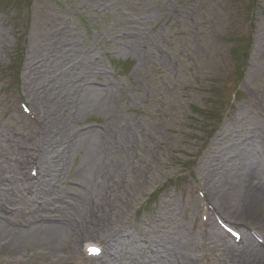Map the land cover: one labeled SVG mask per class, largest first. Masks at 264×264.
Masks as SVG:
<instances>
[{"label": "rangeland", "instance_id": "rangeland-1", "mask_svg": "<svg viewBox=\"0 0 264 264\" xmlns=\"http://www.w3.org/2000/svg\"><path fill=\"white\" fill-rule=\"evenodd\" d=\"M24 3L27 16L19 9ZM262 29L264 0H0V140L8 142L6 138L10 137L18 151L19 146L25 149V143L30 145L41 136L31 132L30 121L17 110L21 100L33 114L37 111L43 114V103L34 101L25 91L27 57L37 42L44 40L51 44L65 32L64 39L71 37L76 44V52L71 53L65 41L66 54L76 62L92 61L100 67L99 73L89 76V82L80 83L83 89L96 88L91 91L93 106L85 104L87 109L80 111L85 101L77 99L74 89L63 96L73 110L71 113L76 109L74 104L78 105L75 116L64 115L70 130L81 134L90 128L104 130L107 121L103 112L116 110L119 117L113 123L125 126L126 131L132 128L137 150L147 148L149 163L139 170L143 184L132 201L129 224L119 233L124 237L134 223L148 226V235L152 237L161 231L168 235L169 241L176 242L184 239L183 234L167 231L182 230L186 237L191 238L194 232L198 239L197 211L194 210L193 216L189 208L179 206L193 195L194 185L209 188L207 180L201 179L208 176L206 168L211 157L207 159V151L226 148L230 129L236 132L247 127L253 119L251 115L255 116L254 102L262 91L257 66L264 47ZM85 71L77 70V79L85 76L82 73ZM107 87L111 90H98ZM68 96L75 101L70 103ZM241 106L244 109L249 106V111H240ZM37 124L38 121L32 125ZM225 127L229 130L222 136L219 131ZM80 148L79 145L57 179L59 172L54 171V177L51 176L55 178V186H60L59 177L65 182L57 196L64 189L69 196L73 192L74 183L70 181L77 175ZM29 186L21 189L22 194ZM206 193L209 197L208 190ZM164 199L177 209L171 213L166 209L171 205L162 206L160 213L166 209L167 219L161 225L157 217L151 225L149 217L157 216ZM33 203V207H22V211L16 202L1 206L2 210L14 213L15 216L8 215L10 221L22 220L18 216L21 211V217L41 224L40 217L46 213H35L34 207L42 205L43 200L34 199ZM53 205L55 202L48 199L46 210ZM258 208L264 215V197ZM222 218L235 220L223 215ZM247 227L258 231L252 225ZM4 235L0 237L2 247ZM85 240L105 245L108 239L80 238L77 248L83 258L81 263L94 264L97 260L82 253ZM199 244L197 241L193 245L196 259L185 258L188 264H239L237 259L226 257V246L211 250L210 246L204 248ZM65 250L60 245L26 241L16 250L5 252L1 248L0 264H73L76 255L72 258ZM116 255L127 263L138 257L127 247ZM158 262L171 264L154 256L149 264ZM255 262L264 264V256L257 254Z\"/></svg>", "mask_w": 264, "mask_h": 264}, {"label": "bare ground", "instance_id": "bare-ground-1", "mask_svg": "<svg viewBox=\"0 0 264 264\" xmlns=\"http://www.w3.org/2000/svg\"><path fill=\"white\" fill-rule=\"evenodd\" d=\"M261 32L264 35V29ZM65 36L66 33L62 32L56 36L57 41L51 44L44 40L37 42L29 52V58L27 57L24 71L25 91L34 101H41L44 106L43 111L41 110L42 115L37 111L38 124L28 125L35 136L36 134L41 136L30 145L25 143L23 145L25 149L19 146L18 151L10 137L6 138L8 142L0 140V237L4 234L6 237L3 242L5 247L0 245V249L3 248L5 252L12 251L26 241L38 240L51 246H62L68 254H72V258L76 255L73 264H82L83 258L77 248L80 238L104 236L108 239L107 250L118 252L127 247L128 251L137 252L135 262L139 264H149L153 256L165 258L171 264H180L182 261L188 264L185 258L195 259L193 245L198 239L194 232L189 238L182 230L167 231L177 235L183 234L184 239L176 242L169 241L168 235L161 231L158 233L156 231L157 235L153 237L148 235V226L140 229L143 233L142 238L137 234L129 239L118 236L119 230L129 224L132 201L137 195L138 188L143 184L139 170L149 163L145 154L147 148L142 149V146L137 150L139 148L135 146L132 128L126 131L125 126L113 123L119 117L116 110L112 112L101 110L106 101L100 110L107 121V128L99 131L90 128L82 134L70 130L64 115L68 113L75 116L78 105L74 104L76 109L74 114L71 113L73 110L63 96L66 97L65 94L74 89L77 99L85 101L80 111L87 109L85 104L93 106L91 91L96 88L83 89L80 88V83L84 80L89 82L91 80L89 76L93 77L99 73L100 67L92 61L84 64L83 61L76 62L71 59V55L66 54V48L70 46L69 52H76V44L71 37L64 39ZM65 41H68L66 47L63 44ZM262 41L264 44V40ZM260 53L261 61H258L257 66L258 76L262 80V91L259 94L260 98L257 99L258 103L254 102V106L257 107L254 111L255 116L251 115L253 119L246 124L247 127L236 132L230 129V143L226 148L207 151V159L211 157L206 168L208 176L204 175L201 179L207 180L210 184L206 190L213 198V205L223 216L235 218L231 220L234 224L256 227L264 238V215L258 208V202L264 197V47ZM80 69L86 70L82 72L85 76L77 79L76 71ZM43 82L45 84L41 86ZM106 89L111 90L110 87L98 90L104 92ZM68 98L70 103L75 101L73 97ZM36 107L38 108V105ZM238 109L249 111V106L245 109L241 106ZM226 130L229 128H222L219 133L222 136L227 135ZM79 145L82 148L81 160L75 173L77 175L70 181L74 183L73 192L69 196L64 189L62 194L57 196L58 189L63 187L65 182L59 177L61 183L56 188L53 185L55 178L53 180L51 176L54 177V171L55 174L65 171ZM32 153L38 157L27 159ZM31 162L39 169V176L35 180H27L26 168ZM61 167H64V170H58ZM26 184L30 185L29 187L41 184L42 190L41 187L37 188L32 197L25 196L21 189H24ZM34 199L44 201L41 206L34 207L35 213L40 211L46 213L44 217H40L41 224L21 217L20 211L18 216L22 221L17 227L10 221L5 209L2 210L1 205L5 206V203L11 202L33 207ZM48 199L55 202L56 206L51 210H41V207L46 209ZM164 205H171V201L167 202L164 199L156 212L157 216L152 219L149 217V222L159 217L158 223L163 225L164 219H167L165 210L172 213L177 209L176 207L173 209L171 205L160 213ZM184 206L189 208L194 216V210L199 207L198 198L187 197L185 205L181 204L179 207ZM158 223L154 226H158L156 225ZM217 233L218 231L214 230L209 249L217 250L216 248H220L225 242L226 257L237 259L239 264H259L254 263L255 256L257 254L264 256V248L253 244V240L245 232L243 238L247 243L245 247L233 246ZM118 259L116 255L111 257L105 254L101 259L103 262L94 264H128Z\"/></svg>", "mask_w": 264, "mask_h": 264}]
</instances>
